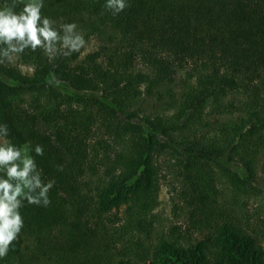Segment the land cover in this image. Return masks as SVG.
I'll use <instances>...</instances> for the list:
<instances>
[{
	"label": "trees",
	"instance_id": "1",
	"mask_svg": "<svg viewBox=\"0 0 264 264\" xmlns=\"http://www.w3.org/2000/svg\"><path fill=\"white\" fill-rule=\"evenodd\" d=\"M128 2L114 16L106 0H44L86 47L0 65V124L43 146L55 181L48 207L25 201L0 264H264V218L244 207L264 195V0ZM167 180L196 235L153 238Z\"/></svg>",
	"mask_w": 264,
	"mask_h": 264
},
{
	"label": "clouds",
	"instance_id": "2",
	"mask_svg": "<svg viewBox=\"0 0 264 264\" xmlns=\"http://www.w3.org/2000/svg\"><path fill=\"white\" fill-rule=\"evenodd\" d=\"M22 5L19 12L16 8ZM105 9L114 16L130 7L128 0H106ZM44 0H10L0 7V65L14 63L26 51L41 50L50 61L58 55L70 57L86 47V41L76 23L61 24L42 15ZM49 83L61 81L50 73ZM11 86V81H9ZM9 128L0 124V259L7 257L10 247L24 227L21 209L28 205L48 207L50 190L55 181L45 182L36 156L44 155L40 144L20 148L8 139ZM34 152L35 155H31ZM62 171V166H57Z\"/></svg>",
	"mask_w": 264,
	"mask_h": 264
},
{
	"label": "rangeland",
	"instance_id": "3",
	"mask_svg": "<svg viewBox=\"0 0 264 264\" xmlns=\"http://www.w3.org/2000/svg\"><path fill=\"white\" fill-rule=\"evenodd\" d=\"M24 69H27L28 67L23 66ZM27 147V146H25ZM24 147V148H25ZM222 164H229L228 159L221 160ZM233 168H238V164L235 166L233 163ZM169 180V179H168ZM167 180V182H168ZM163 182L161 191H160V205L158 208H156V213L158 214V220L161 223L160 225H156L158 228H161L162 231L159 233H154L153 238H157L159 235L163 233H167V227H170L171 225H177L180 227L182 231L189 230L188 233L194 232V235L198 233L195 232L194 227H192V223L190 221L191 217V211L185 206L183 199H179L178 190L177 187L179 186L175 184H170L169 182ZM260 182L263 186L264 190V174L261 173L260 175ZM176 187V188H175ZM180 189V188H179ZM244 207L249 209V213H246V217L249 216L251 213L252 215L250 218L255 219L254 217L259 216L261 218H264V195L263 196H253L249 199H246L244 201ZM184 208V209H183ZM121 215V214H120ZM119 215V216H120ZM254 216V217H253ZM193 235V234H192Z\"/></svg>",
	"mask_w": 264,
	"mask_h": 264
}]
</instances>
